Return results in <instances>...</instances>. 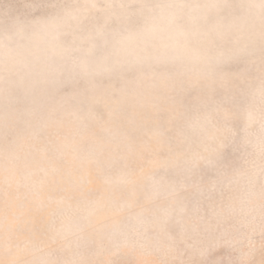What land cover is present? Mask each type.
<instances>
[{
  "label": "rangeland",
  "instance_id": "1",
  "mask_svg": "<svg viewBox=\"0 0 264 264\" xmlns=\"http://www.w3.org/2000/svg\"><path fill=\"white\" fill-rule=\"evenodd\" d=\"M0 264H264V0H0Z\"/></svg>",
  "mask_w": 264,
  "mask_h": 264
}]
</instances>
